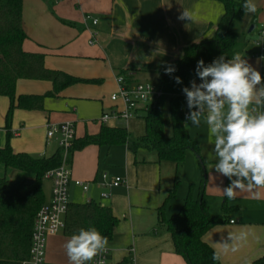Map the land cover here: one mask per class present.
Listing matches in <instances>:
<instances>
[{
    "label": "crops",
    "instance_id": "crops-1",
    "mask_svg": "<svg viewBox=\"0 0 264 264\" xmlns=\"http://www.w3.org/2000/svg\"><path fill=\"white\" fill-rule=\"evenodd\" d=\"M183 10L191 14V19L179 18ZM223 13V5L214 0H24L22 25L26 39L23 49L29 53L38 46L41 49L37 54L45 57L44 65L47 69L88 81L66 88L57 97L73 105V112L86 119L89 117L88 110L91 104H97L99 111L100 92L94 89L96 88L94 86L101 84L102 80L99 79L101 77L97 73L88 75L75 67L64 66L60 57H104L111 69L110 72L103 74L104 79L112 85L113 90H115L113 79L119 77L121 71H126L128 85L143 84L152 76L158 84L159 73L166 64L178 57L183 47L214 37ZM86 15L96 19L98 24L94 26L89 23L88 29L83 21ZM92 33L96 35L94 44H91ZM253 48L255 49L254 46ZM254 52H251V57ZM251 62L248 61V63ZM263 71L264 65L261 66L262 77H264ZM36 84H40L36 87L42 90L43 94L39 91H37L39 93L29 92L26 90L29 88L28 85H23L18 89V93L16 92L17 95H45L53 89L51 82L48 85L47 83ZM88 86H92L91 89H87ZM52 108V102L46 103V109ZM46 109L43 108L41 111L47 112ZM74 115L69 113L64 118L72 119ZM134 117H141V114L137 111ZM117 121L120 123L125 120ZM103 125L127 129L126 125L116 126L102 122L100 129ZM165 134L171 136L167 129ZM76 139L79 138L76 136ZM92 146L94 151L97 150L99 159L102 146ZM13 147L18 150L15 143ZM113 147L106 148L110 150ZM23 151L38 154L41 157L51 156L40 154L41 150L24 149ZM128 151L130 154L131 145H128ZM129 160V173L124 179L127 184L116 188H105L101 186L102 180L99 181L97 176L88 183V190L84 192L75 185V181L71 180L70 183L80 188L86 196L91 192L90 186L102 190L103 193H109L110 197L115 190L121 189L117 191L116 196L123 201L124 208L120 209L121 212L119 207L111 209L104 202L109 198L103 199L101 197L103 193L98 196L100 203L107 205L121 220L120 227L115 229L111 241L116 251L117 261L128 259L130 264H180L178 259L180 256L175 252L170 234H161L155 229L158 225L157 209L163 204L167 195L162 187L163 179L167 180L163 166L157 161L158 156L155 157V155L149 160L143 158L141 161H138L136 157L133 161L131 155ZM0 178L23 181L30 176L3 166L0 167ZM115 178L108 181H113ZM118 178L121 177L118 176ZM49 181L47 195L44 193L45 203H49L52 196L53 183ZM225 183L226 187L230 184L227 177ZM43 189H45L44 183ZM223 189L224 185H221L220 190L215 194L224 197L227 205L233 208L226 222L210 229L203 239L219 255L221 264H253L257 259L264 257V189L238 191L234 200L223 196ZM98 200L93 196H87L83 203ZM137 209H144L151 218L144 230L136 228L134 211ZM229 233L237 236L240 233L245 234L243 240L235 241V250L232 248L226 250L222 245L225 242H232L229 239ZM58 236L47 240V264H53L50 262L54 254L51 246L55 245ZM110 255L111 250L109 257Z\"/></svg>",
    "mask_w": 264,
    "mask_h": 264
},
{
    "label": "trees",
    "instance_id": "trees-1",
    "mask_svg": "<svg viewBox=\"0 0 264 264\" xmlns=\"http://www.w3.org/2000/svg\"><path fill=\"white\" fill-rule=\"evenodd\" d=\"M224 7L223 16L218 23L215 35L199 43L183 47L178 57L165 65L158 75L159 95L151 104L138 109L145 122V133L131 146L132 151L139 148L156 151L159 162L173 161L177 165L183 162L189 150L200 155V148L185 127L184 106L186 103L183 87H190L196 79L197 62L205 65L224 55L226 59L237 54L238 34L234 24L244 18L245 0H214ZM24 0H0V96L9 99L6 115L8 141L11 138V119L15 109L29 111L43 110V100L47 96L58 97L66 88L87 80L72 77L66 73L52 71L45 67L44 56L27 53L23 49L26 34L22 25ZM256 25V17L252 19ZM173 66L176 71L171 75L165 68ZM128 85L126 71H121ZM179 76L181 84L175 82ZM21 80H43L53 85L52 91L45 95H16V87ZM169 99L170 118L163 114L164 100ZM104 124V123H103ZM170 124L172 135L165 134V127ZM128 130L124 127L102 126L96 135H87L76 139L66 157V164L71 165L75 152L88 146L113 147L127 144ZM64 161V151L58 148L51 156H32L16 153L9 143L0 148V164L6 169L26 173L30 178L12 181L0 178V264H22L30 255L31 236L36 215L45 204L43 179L48 171L58 168ZM206 181L203 180L197 198L188 196L181 210L167 218L165 212L172 198L176 195L177 182L167 193L163 204L157 209L158 223L170 234L175 252L186 264H221L220 258L213 260L216 253L205 241L204 235L213 227L226 222L233 207L224 200L222 212L212 215L205 201ZM118 220L112 210L95 201L82 204H70L65 216L64 234L70 237L80 228L95 227L102 235L113 240ZM118 264H130L124 259ZM253 264H264V257Z\"/></svg>",
    "mask_w": 264,
    "mask_h": 264
},
{
    "label": "rangeland",
    "instance_id": "rangeland-1",
    "mask_svg": "<svg viewBox=\"0 0 264 264\" xmlns=\"http://www.w3.org/2000/svg\"><path fill=\"white\" fill-rule=\"evenodd\" d=\"M216 2L222 5L220 2ZM255 3L257 5V11L255 13L244 14L243 20L234 24V30L238 34V45L236 47L237 54L241 55L245 59H248V61H252L249 64L257 71L262 73L261 66L263 67L264 62L260 59L252 58L251 52L255 51V49L253 48V41L258 39L259 30H264V0H255ZM254 17H256L257 27L252 33H249L251 22ZM40 49V47L36 46L34 47V51L29 53L37 54ZM60 58L64 66L75 67L77 69H80L81 72L88 75L97 73L98 76L101 77L99 78L102 80L101 84H99V86H94L96 87L94 89H98L100 92V103L98 102L100 104L99 111L97 110V104H91L88 110L89 119H84L76 114V112L74 113V106L70 105L65 100L63 101L62 99L57 97L47 96L43 100V108L46 109V103H53V108L46 109L47 112H43L41 110L29 111L19 108L15 109L10 126L11 138L10 141H8L5 126L6 115L9 109V99L5 96H0V148L5 147L7 143H9L10 147L16 152L21 151L20 153L30 154L26 151L24 152L23 150H41L40 154L49 156L59 148L57 138H54L50 141L47 140L46 137L49 128L65 122H71L75 126L77 138L82 139L87 135H92L99 132L102 116L104 114L107 113L109 115H112L114 110L117 111L122 109V104L120 101L118 103H113L111 101V97L114 94H118L119 86L117 83V78L113 79V81L115 82V90H113V88L111 89L112 85L108 84V81L104 79L105 76L103 74L111 71V69L109 68V63L104 57ZM146 82L147 85L158 90L159 85L157 84L156 79L153 78V76ZM146 82L143 84H146ZM36 83H47L46 85H48V83L50 82L36 80H26L23 82L21 81L19 84H17L18 86L16 92L18 93V89L21 86L28 85L29 88L26 89L27 91L34 93L40 92L43 94L44 92H41L42 90L36 87V85L40 84ZM91 87L92 86H88L86 88L91 89ZM101 106H103V108ZM188 111L189 109L187 108L186 103L184 107V115H186ZM71 112H73L76 117ZM69 113L70 115H74V118L65 119L64 117ZM163 114L166 119L170 118L168 98L164 100ZM107 123L116 126L126 125L128 129L127 145L124 144L114 146L110 150H108L105 146H102L100 148L99 159L97 150L94 151L93 146H89L81 151L75 152L72 164L69 166V170L71 172V180L81 181L88 184L97 176H99V181H101L104 173L108 175V179H112L118 176L126 179L127 173H129L128 162L130 161L129 158H131V155L133 157V161L134 157H136L138 161H141L143 158L149 160L153 155L157 157V153L155 150L144 148L137 149L135 153L130 151L129 154L128 145L132 146L134 143H136L145 132V122L144 119H142V116L133 117L128 121H122L120 123L114 117H111V119ZM184 123L190 136L198 142L200 155L198 156L193 151L189 150L185 153L184 160L179 165H177L173 161L160 162V165L163 166V172H165L167 176V180L163 179L162 181L163 192L167 194L168 191L173 188L175 181L177 182L176 195L171 199L165 215L167 218H169L172 215L177 214L183 207L188 196L192 195L193 198H197L199 196L204 178L206 181L205 201L210 206V213L212 215H217L221 212V206L224 197H220L215 193L220 190L221 185H224V188L226 187V177L221 176L214 170V166L217 161L214 153L212 152L213 138L209 135L208 126L206 125V123H204L203 119L199 127L192 126L190 122L186 121V119L184 120ZM166 129L168 130L170 135H172V127L170 124L166 125L165 131ZM13 143H15V147H17L18 150L13 147ZM30 155L38 156V154ZM157 161L159 162V160ZM132 165H134L133 162ZM0 167L3 166L0 164ZM43 183L45 187V189L43 190L45 195H47L48 188L50 187V181L47 179H43ZM90 189L91 192L88 193L87 196H93L98 200L99 194L103 193V191L97 190V188H95L94 186H90ZM117 191H121V189L115 190L109 200L104 202L108 206H110L111 209H115L116 206L119 207V212H121L124 206H122L123 201L121 199H117L116 197ZM211 193H214L215 195ZM87 196L83 195V192L80 188L75 187L71 183L69 184L70 204H82ZM97 203H100V201L98 200ZM100 204H102V202ZM113 214L118 220V224L116 227V229H118L120 227L121 220L115 213ZM150 219L151 218L149 216V213H147L144 209H137L134 211V220L136 223V228L138 230H144ZM155 229L159 230L161 234L168 233L165 227H161L159 223L158 225H156ZM58 235L59 236L56 240L55 245L51 246V250L54 254L50 262L53 264H68V258L63 245L69 237L66 236L64 232H60ZM107 247L109 250H111L109 263L118 264L120 261H117L116 259V251H114V247H112L111 242L108 243ZM178 259L180 261V264H186L183 258L180 257Z\"/></svg>",
    "mask_w": 264,
    "mask_h": 264
},
{
    "label": "clouds",
    "instance_id": "clouds-1",
    "mask_svg": "<svg viewBox=\"0 0 264 264\" xmlns=\"http://www.w3.org/2000/svg\"><path fill=\"white\" fill-rule=\"evenodd\" d=\"M243 10L255 13V0H245ZM179 18L191 19V14L183 10ZM175 71L173 66L165 68L169 75ZM195 74L200 83L193 79L190 87L182 88L189 109L186 121L199 127L203 119L208 126L214 170L230 181L224 196L234 200L238 191L264 188V77L239 54L230 59L222 55L207 65L199 60ZM174 79L182 83L179 76ZM244 238V233H229L232 242L222 245L235 250V241ZM107 246L108 238L95 227L80 228L63 245L68 264H91ZM212 258L220 257L214 253Z\"/></svg>",
    "mask_w": 264,
    "mask_h": 264
},
{
    "label": "built area",
    "instance_id": "built-area-1",
    "mask_svg": "<svg viewBox=\"0 0 264 264\" xmlns=\"http://www.w3.org/2000/svg\"><path fill=\"white\" fill-rule=\"evenodd\" d=\"M84 24L88 28V24L96 26L98 21L91 16L84 17ZM257 27V26H256ZM255 27V29H256ZM89 29V28H88ZM95 33H92L93 40L91 44L96 41ZM255 52L252 54L253 58L260 59L264 62V30H259L258 39L253 41ZM119 86L118 94L111 97L113 103L119 101L123 105L120 110H114L112 115L104 114L101 122L106 124L111 117L116 120H129L136 116L140 107L151 104L154 99L160 94L158 90L147 84L127 85L122 76L117 77ZM186 119V115H185ZM47 140L57 138L58 146L64 151V161L58 168L48 171L44 179L51 180L53 183L52 196L49 203H45L38 211L31 236V247L29 259L23 264H47L46 261V243L48 238L58 235L63 232L65 228V216L68 211L69 203V184L71 181V172L69 166L66 164L67 153L72 149L76 140L75 126L71 122H65L60 125L49 128L47 132ZM127 184L122 178H115L113 181H108V176L103 174L102 187L116 188ZM75 185L80 187L84 192L88 190L89 185L81 181H75ZM264 189V188H262ZM103 199L110 198L109 193L101 195ZM233 223V222H232ZM110 250L100 253L94 258L91 264H109Z\"/></svg>",
    "mask_w": 264,
    "mask_h": 264
},
{
    "label": "water",
    "instance_id": "water-1",
    "mask_svg": "<svg viewBox=\"0 0 264 264\" xmlns=\"http://www.w3.org/2000/svg\"><path fill=\"white\" fill-rule=\"evenodd\" d=\"M256 25L252 24L250 29H249V33H252L255 30Z\"/></svg>",
    "mask_w": 264,
    "mask_h": 264
}]
</instances>
